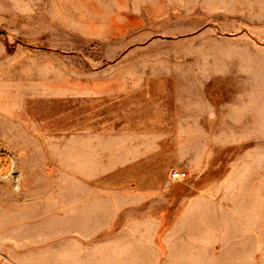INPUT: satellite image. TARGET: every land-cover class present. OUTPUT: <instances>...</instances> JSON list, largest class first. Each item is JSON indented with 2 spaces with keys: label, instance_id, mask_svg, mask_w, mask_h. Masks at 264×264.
<instances>
[{
  "label": "rangeland",
  "instance_id": "374dc122",
  "mask_svg": "<svg viewBox=\"0 0 264 264\" xmlns=\"http://www.w3.org/2000/svg\"><path fill=\"white\" fill-rule=\"evenodd\" d=\"M0 264H264V0H0Z\"/></svg>",
  "mask_w": 264,
  "mask_h": 264
},
{
  "label": "built area",
  "instance_id": "2783aa9c",
  "mask_svg": "<svg viewBox=\"0 0 264 264\" xmlns=\"http://www.w3.org/2000/svg\"><path fill=\"white\" fill-rule=\"evenodd\" d=\"M178 176H179L178 173H173V177H174V178H177Z\"/></svg>",
  "mask_w": 264,
  "mask_h": 264
}]
</instances>
